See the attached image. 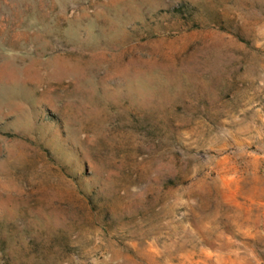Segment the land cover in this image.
<instances>
[{"label":"rangeland","instance_id":"374dc122","mask_svg":"<svg viewBox=\"0 0 264 264\" xmlns=\"http://www.w3.org/2000/svg\"><path fill=\"white\" fill-rule=\"evenodd\" d=\"M0 264H264V0H0Z\"/></svg>","mask_w":264,"mask_h":264},{"label":"trees","instance_id":"16d2710c","mask_svg":"<svg viewBox=\"0 0 264 264\" xmlns=\"http://www.w3.org/2000/svg\"><path fill=\"white\" fill-rule=\"evenodd\" d=\"M175 12H178V8L177 9H174Z\"/></svg>","mask_w":264,"mask_h":264}]
</instances>
